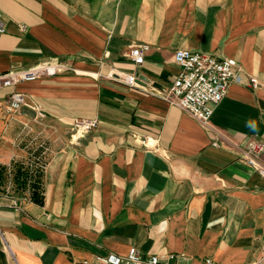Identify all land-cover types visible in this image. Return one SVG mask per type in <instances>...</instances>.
Instances as JSON below:
<instances>
[{
  "label": "crops",
  "instance_id": "obj_1",
  "mask_svg": "<svg viewBox=\"0 0 264 264\" xmlns=\"http://www.w3.org/2000/svg\"><path fill=\"white\" fill-rule=\"evenodd\" d=\"M0 14V73L59 69L0 89V264H100L132 247L177 264L264 259V178L239 156L264 141V0H0ZM180 49L242 68L208 126L163 98ZM13 92L28 106L9 110ZM78 119L98 126L76 134ZM16 163L40 176L42 204L16 190Z\"/></svg>",
  "mask_w": 264,
  "mask_h": 264
},
{
  "label": "built area",
  "instance_id": "obj_2",
  "mask_svg": "<svg viewBox=\"0 0 264 264\" xmlns=\"http://www.w3.org/2000/svg\"><path fill=\"white\" fill-rule=\"evenodd\" d=\"M24 31V27H22ZM5 32V25L0 14V33ZM149 45H135L130 50V57L137 65L143 64L145 53ZM174 62L180 71L172 85L162 91L163 98L171 105L197 120L203 126H208L215 108L222 103L233 82H240V65L228 58H218L212 54L193 52L180 49L174 54ZM59 69L51 64H41L30 69L12 70L0 73V89L15 87L21 83L34 82L44 77L54 76ZM112 79L123 80L130 87L138 85L137 77L133 75L111 74ZM249 84L254 88L262 85L258 78L250 76ZM9 110L28 106L26 96L20 92H13L7 98ZM40 118H44L39 113ZM98 126L97 119H78L72 129L76 134H87ZM144 142V141H143ZM221 147L220 144L214 143ZM240 160L255 169L264 178V141L252 139L247 147L240 152ZM185 259L184 255L180 256ZM177 255L166 257L150 255L143 257L141 252L132 247L126 255L108 253L99 259L100 264H177ZM85 261L84 264H88ZM203 264H216L213 259L206 258ZM252 264H264V259Z\"/></svg>",
  "mask_w": 264,
  "mask_h": 264
},
{
  "label": "trees",
  "instance_id": "obj_3",
  "mask_svg": "<svg viewBox=\"0 0 264 264\" xmlns=\"http://www.w3.org/2000/svg\"><path fill=\"white\" fill-rule=\"evenodd\" d=\"M1 175L2 171L0 172V180H2ZM13 180L15 188L19 193H22L27 188H29L31 190L32 201L38 204L43 203L40 176L34 177L33 175H31L28 168H26L22 163H16Z\"/></svg>",
  "mask_w": 264,
  "mask_h": 264
},
{
  "label": "water",
  "instance_id": "obj_4",
  "mask_svg": "<svg viewBox=\"0 0 264 264\" xmlns=\"http://www.w3.org/2000/svg\"><path fill=\"white\" fill-rule=\"evenodd\" d=\"M137 80L138 82H144V83H147V84H150L151 81L149 79H147L146 77L142 76V75H138L137 76Z\"/></svg>",
  "mask_w": 264,
  "mask_h": 264
},
{
  "label": "rangeland",
  "instance_id": "obj_5",
  "mask_svg": "<svg viewBox=\"0 0 264 264\" xmlns=\"http://www.w3.org/2000/svg\"><path fill=\"white\" fill-rule=\"evenodd\" d=\"M21 109V108H20ZM20 109H18V110H20Z\"/></svg>",
  "mask_w": 264,
  "mask_h": 264
}]
</instances>
